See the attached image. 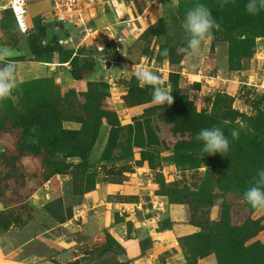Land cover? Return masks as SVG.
I'll return each instance as SVG.
<instances>
[{"label": "rangeland", "instance_id": "1", "mask_svg": "<svg viewBox=\"0 0 264 264\" xmlns=\"http://www.w3.org/2000/svg\"><path fill=\"white\" fill-rule=\"evenodd\" d=\"M80 1L84 19L69 25L49 0H28L24 34L0 9V47L18 65V88L0 102V264H220L222 238L249 233L251 220L245 245L264 244V210L243 199L264 168V11L248 15L246 0ZM196 3L221 30L189 61L176 49ZM134 64L170 86L171 106L151 103ZM214 124L240 129L223 155L195 139Z\"/></svg>", "mask_w": 264, "mask_h": 264}, {"label": "clouds", "instance_id": "2", "mask_svg": "<svg viewBox=\"0 0 264 264\" xmlns=\"http://www.w3.org/2000/svg\"><path fill=\"white\" fill-rule=\"evenodd\" d=\"M223 3L221 7H223ZM244 10L248 15L255 16L264 11V0H246ZM186 34L183 46H178V55L192 61L203 56V46L214 38V30H221V25L213 16L212 11L203 3H196L189 8L181 23ZM54 31H59L56 29ZM113 38V37H111ZM100 50L103 47L99 45ZM168 49H164L162 55L167 56ZM14 50L8 47H0V102L13 97V92L18 88L17 62L13 59ZM105 65V60H101ZM193 67H196L193 64ZM129 71L125 66L124 70ZM135 74L136 79L143 86L151 88V103L155 106H171L174 97L170 86L156 72L148 67L134 64L130 70ZM227 124V121L223 122ZM240 136V129L231 128L227 132L219 124L202 128L195 136L196 141L201 143L203 154L215 155L225 154L230 150L231 143ZM244 201L253 209L264 210V168L257 170L249 181V187L243 193Z\"/></svg>", "mask_w": 264, "mask_h": 264}, {"label": "built area", "instance_id": "3", "mask_svg": "<svg viewBox=\"0 0 264 264\" xmlns=\"http://www.w3.org/2000/svg\"><path fill=\"white\" fill-rule=\"evenodd\" d=\"M28 0H0V9L10 10L16 29L24 34L28 30L26 18ZM53 19L60 24H77L83 21V7L80 0H49ZM86 4V2H82ZM90 3L86 4L89 5Z\"/></svg>", "mask_w": 264, "mask_h": 264}, {"label": "trees", "instance_id": "4", "mask_svg": "<svg viewBox=\"0 0 264 264\" xmlns=\"http://www.w3.org/2000/svg\"><path fill=\"white\" fill-rule=\"evenodd\" d=\"M10 13L12 20H14L13 14L10 10H7ZM249 225L245 227H250L249 233H244L242 236L233 237L230 242L224 243V237L222 238L221 252L217 249L219 254L220 264H226L222 259V252L225 254L233 252L237 258L235 260L239 261L240 264H264V244L261 243H252L251 245H245L246 241L253 237L257 231V222L249 221ZM231 227H229L230 231ZM240 230V228H234L233 231ZM220 235L217 234V240L220 241ZM233 264H237L234 262Z\"/></svg>", "mask_w": 264, "mask_h": 264}]
</instances>
